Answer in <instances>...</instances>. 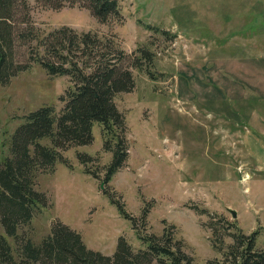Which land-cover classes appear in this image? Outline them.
Returning <instances> with one entry per match:
<instances>
[{
    "label": "rangeland",
    "instance_id": "374dc122",
    "mask_svg": "<svg viewBox=\"0 0 264 264\" xmlns=\"http://www.w3.org/2000/svg\"><path fill=\"white\" fill-rule=\"evenodd\" d=\"M120 1L122 21L103 23L80 3L52 9L43 0H25L30 23L20 27L26 35L31 27L49 33L67 25L114 35L132 60L142 48L154 57L151 74L128 63L136 85L115 98L128 127L125 164L104 182L113 155L103 149L101 125L94 123L92 144L70 148L69 164L38 172L36 189L48 203L19 228V240L39 244L62 224L106 255L115 253L122 236L143 248L113 197L136 217L148 209L146 232L162 235L168 227L193 264L223 258L212 231L226 220L245 233L258 229L263 249L264 0ZM32 43L17 40L15 62L29 68L0 83V164L25 115L45 105L59 112V97L71 85L68 76L32 62ZM77 151L94 156L88 167L97 178ZM19 240L10 238L14 247Z\"/></svg>",
    "mask_w": 264,
    "mask_h": 264
},
{
    "label": "trees",
    "instance_id": "16d2710c",
    "mask_svg": "<svg viewBox=\"0 0 264 264\" xmlns=\"http://www.w3.org/2000/svg\"><path fill=\"white\" fill-rule=\"evenodd\" d=\"M43 1L52 9L80 3L103 23L122 21L120 0ZM27 6L25 0H0V83H8L29 68L28 63L15 62L14 51L21 38L33 42L32 62L37 61L52 75L68 76L71 85L59 97L64 103L59 112L52 105H45L25 115L24 122L12 135L10 156L0 164V264H193L192 257L183 250L185 246L177 243L175 233L168 227L162 235L146 232L148 209L136 217L113 197L111 202L131 221L143 248L136 250L122 236L115 253L106 255L89 248L80 232L62 224L54 226L39 244L30 238L19 240V228L48 203L46 195L36 189L38 172L54 170L58 162L69 164L65 155L70 148L92 144L94 123L101 125L103 149L113 155L104 167V182L111 180L125 164L128 127L115 98L136 85L128 63L134 69L148 71L154 57L142 48L132 60L114 35L78 31L67 25L49 33L31 27L26 35L20 24L30 23ZM147 27L160 30L152 25ZM77 155L86 172L97 178L98 173L88 167L94 156L81 151ZM215 225L213 246L223 258H215L208 264H264V248L257 247L258 229L245 233L227 220ZM227 237L232 241L225 244ZM10 238L18 239L19 245L14 247Z\"/></svg>",
    "mask_w": 264,
    "mask_h": 264
},
{
    "label": "water",
    "instance_id": "95a60500",
    "mask_svg": "<svg viewBox=\"0 0 264 264\" xmlns=\"http://www.w3.org/2000/svg\"><path fill=\"white\" fill-rule=\"evenodd\" d=\"M101 186H102V188L104 187V182H102ZM229 210L232 213L233 217L237 216V211L236 210H234V209H229Z\"/></svg>",
    "mask_w": 264,
    "mask_h": 264
},
{
    "label": "bare ground",
    "instance_id": "6f19581e",
    "mask_svg": "<svg viewBox=\"0 0 264 264\" xmlns=\"http://www.w3.org/2000/svg\"><path fill=\"white\" fill-rule=\"evenodd\" d=\"M249 176V174L246 176V178Z\"/></svg>",
    "mask_w": 264,
    "mask_h": 264
}]
</instances>
